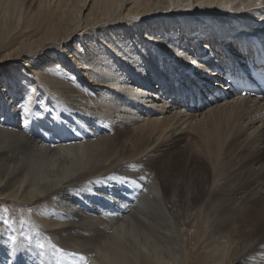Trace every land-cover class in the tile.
I'll list each match as a JSON object with an SVG mask.
<instances>
[{"label":"bare ground","instance_id":"6f19581e","mask_svg":"<svg viewBox=\"0 0 264 264\" xmlns=\"http://www.w3.org/2000/svg\"><path fill=\"white\" fill-rule=\"evenodd\" d=\"M85 4L86 0L73 3L70 18L40 11L34 15V27L38 32L48 24L43 43L62 45L59 63L74 73L76 55L67 54V48L73 39L75 44L82 42L85 52L79 59L88 66L95 86L90 90L82 74L78 81L52 74L54 59L43 43L27 52L25 42L2 50L15 40L10 37L14 29L7 25L9 17L16 13L19 27L29 8L21 0H0V115L14 117L24 105V127L37 120L36 129L26 132L14 120L10 122L14 128L0 127V203L30 208V220L49 237L56 252L45 257L32 247L28 250L34 255L16 247V253H24L15 255L18 264L25 260L27 264H189L197 246L189 245L182 227H189L188 213L203 190L202 181L197 172L174 164H169L173 171L163 161L153 165V171L151 167L162 151L177 154L184 122L190 119L204 128L194 141L205 154L218 158L235 145L228 155L232 163L240 160L234 162L239 170L232 190L224 191L227 178L211 186L210 195L221 200L210 215L211 233L200 240L206 264H264V98L233 96L220 73L224 65L242 57L239 50L245 46L249 54L242 59L253 57L257 41L264 47V0H92L84 13ZM21 22V28L31 27L28 20ZM114 32L119 35L116 39ZM107 34L111 44L100 48L98 41ZM228 49L235 54L229 56ZM37 54L40 61L32 74L49 84L53 94L41 89L36 78L23 83L30 78L25 79L19 60ZM219 89L226 97L210 101L208 94ZM93 90L98 93L95 98ZM195 95L201 104L191 109ZM232 107L258 114L242 118L237 127ZM51 108L52 126L41 119ZM216 111L222 119L211 118ZM131 123L137 125L129 127ZM245 133L259 142V149L251 152L254 158L241 156L243 149H237ZM137 136L142 145L132 150L125 140ZM137 165L146 169L147 175H141L145 187H122L127 176L139 178ZM97 185L121 186L127 195L126 206L114 217L106 211L110 201L105 194L102 199L87 195ZM239 192L246 193L244 204L250 211L246 237H254L246 247L237 239L239 244L226 249L223 237L238 231L228 217L239 205L234 197ZM104 205L106 210H101ZM231 217L234 220L235 213ZM5 250L9 246L0 238V264H14L4 256Z\"/></svg>","mask_w":264,"mask_h":264},{"label":"rangeland","instance_id":"374dc122","mask_svg":"<svg viewBox=\"0 0 264 264\" xmlns=\"http://www.w3.org/2000/svg\"><path fill=\"white\" fill-rule=\"evenodd\" d=\"M21 1L24 3V6H26V7L28 6L29 15H31V17L28 14L24 15V18L26 17V20L22 19L21 21L27 22V20H28L27 24L29 23V26H31V27L27 26V28H25L26 30L24 28H21V27H24L23 23L21 21H20L19 27H16V25H17L16 23L18 20L17 14L15 13L16 15L13 14L12 16H10L8 19L7 25L13 26V29H14L12 31L13 34H11L10 37L14 38L15 40L9 45H6V46L4 45L2 47V50H9V48H13L16 45H19L20 43L25 42L26 43L25 44L26 45L25 51L27 52L31 46L35 47L37 44L43 43V41H47V40H44L43 34H44V31L46 30L48 24L46 25V27H43L44 29L43 28L41 29L42 31L39 30L38 32H35V30L37 28L34 27L35 26V24H34L35 16L34 15L41 11L42 13L40 15H45L47 12H49L51 16L53 15V17H58V16L60 17L63 14V16H65V18H70L72 16L71 15L72 14L71 7L73 6V3L77 2V0H21ZM59 1L61 3H59ZM65 3H67V4L65 5ZM91 3H92V0H86L85 7H87V8L84 10V13H86L89 10ZM80 4L81 3H78V5H80ZM31 22H33V23H31ZM27 30H29V31L27 32ZM106 36H104L102 39H99V41H101L102 43L98 41L97 45H99L100 48H103L104 46L106 47L107 44H108V46L111 44V38L108 36V34ZM113 36H114L113 38L116 39L119 35L117 34V32H114ZM125 37L127 38V36H125ZM32 42H34V43H32ZM91 42L92 41H90V43ZM90 43L88 45H90ZM131 43H132V41H131ZM80 44L82 45V42H79V44L78 43L75 44V39H73L69 43L68 48H67V54L71 55V54L75 53V55H76V57H75V59H76L75 63L76 64H74L73 66L77 67V72L74 73V70L72 68H65L66 66H63L59 63L60 58L62 57V52L60 51V50H62V47L60 48V46H62V45L58 46L57 43L54 41L43 43V45L47 46L46 47L47 55H50L51 57L53 56V59H54L53 60V69L51 70L52 74L57 75L58 73H61L62 76L66 79V81H72V80L78 81L80 74H82L81 77L83 76V81H85L84 83L87 84V87L90 90L91 88H94L95 86L93 85L94 84L93 81H90L92 79L86 70L88 68V66L86 65V62L84 60L81 61L79 59L80 56L85 52V49L83 47H81ZM94 44H95V42H94ZM74 49H76V50H74ZM2 52H0V53H2ZM208 53L209 52H206V54H208ZM38 57L39 56L37 54V55L31 56L28 58L25 57V59L27 61H25V59L19 60V63H21V66H22L21 72L25 73V79L30 78L28 80H25L23 83H25V85H27L31 81L32 78L33 79L36 78L35 80L39 83V87L41 89H44L46 92H48L50 94H53V92L49 89V84H47L43 79L38 78L37 76H34L32 74L34 72V70H32V69L34 68L36 63H38V60L40 61V58L37 59ZM42 59L45 60V58H42ZM78 59H79V61H78ZM26 63L29 64L27 66V68L25 65ZM66 71H67V74H66ZM63 73L65 75H63ZM84 88H86V87H84ZM91 95L93 98H95L98 96V93L93 90L91 92ZM20 108L21 109L18 110V113L14 117H11L10 115H4V114L0 115V127H8L11 129V128H14L15 127L14 125L17 124V126L19 125L24 132H26V130H35L36 129V123H37L36 119H34L32 122H30V124L27 125L26 128L24 127L23 117L26 114L24 112L25 111L24 105L21 106ZM48 108H50V107H48ZM39 109L40 108H38V110ZM233 109H234V107H232V110ZM53 110L54 109L51 108L50 111L47 112V109H45V112L47 113V115L44 112V115H43L44 118L41 117V119L43 121H46L48 123L50 122L49 123L50 126H52V124H53V122L51 121V115H53V113H54ZM242 111L243 112H240V111L236 112V110H233V112H234L233 120H234V123L237 127H238V124H240V120H243L242 118H244V117L252 118V117L257 116V114H258L257 111L251 112L249 110V111H247V114H245L246 113L245 110H242ZM37 114H38V111H37ZM263 114H264V110H263ZM214 115H215V117H214ZM219 116H221V115L217 111L211 114V118H213V119L220 118ZM202 118H204V117H201V119L199 118V120H202ZM222 118L223 117L221 116L220 119H222ZM12 120H14L16 122V124L10 123ZM190 120L184 122L186 125L184 123H182V125L184 124L183 132H182L183 138H182V140L179 141L180 148L178 149L179 151H177V154L174 155V153H173L174 150L162 151L161 153H159L160 154L159 159L157 161H155L154 164L152 163V167H151L152 169L151 170L153 171L154 166H156V164L159 163V161L160 162L163 161L165 168H169L168 171H173L172 167H170V165L174 164L177 167L182 168V170H183V168H185V171H187V172H189V171L197 172L196 176H200V179L202 181V189L203 190H202V192H200L198 198L193 202V204H194L193 208L188 213L190 215L189 218L191 219V217H192V219L190 220V223H189V227H182V231L184 232L186 239L188 238L189 245L193 246L194 244H196V246H197V249H196L197 251L193 252V253L191 252L192 254L189 257V264H206V257L202 251L203 250V247H202L203 243H201V241L205 239L206 235L211 233L210 224H209L210 219H211L210 215L212 214L213 209L215 208V205L217 203H219L221 200V198L218 199V198L210 195L211 186L214 183H221V182H224L225 180L228 179L230 182H228V180H227V182H224V186H223L224 191L229 192V190H232V188L234 186L233 181H236L237 176H238L237 172L239 170L238 168H236V165H234V162L237 163L238 161L240 162V160H238V158H235V160L232 163V160H230V158H229V155H230L229 153H230V151L233 150L232 148H234L235 145L232 146V148L226 147V149L224 151L225 154H221V156H219L218 158L213 153H210L209 155L205 154L203 152V148L201 147V144L194 141L195 137L199 138L201 136L204 128L199 129L202 127V124H201V126L196 125L197 121L195 119H190ZM203 120L206 121V119H203ZM230 120H231V123H233L232 118H230ZM212 121H214V120H212ZM189 123H191V124H189ZM131 124L129 125V127L137 125V124H132V125ZM207 125L209 126L210 123H207ZM54 126H55V124H54ZM208 126L205 129H208L209 128ZM188 127H189V130H188ZM193 127L196 129H193ZM233 129H235V128H233ZM232 131H236V129L232 130ZM42 133L44 136H47V133L45 130ZM240 139L243 141L241 142V144H239L237 146V149L239 150V148L241 147L243 150H240L241 153H239V154L241 156H244L245 154H247V155L253 156V158H254L255 154L254 153L252 154L251 152H255L259 149V148H257V147H259V145H258L259 142L255 139V136L251 137L249 134L245 133V135L241 136ZM125 141L127 142V145L132 150L137 145H142V139H140L139 136H137L136 138L133 137L131 139H127ZM190 144H191V146H190ZM234 144H236V143H234ZM188 147H191V149ZM253 147H255V148H253ZM229 149H230V151H229ZM123 150H126V149L123 148ZM126 152H128V151H126ZM126 152H124V155H123L124 157L127 156ZM162 157H163V159H161ZM236 159H237V161H236ZM249 159H250V157L248 158V161L250 162ZM228 160H230L231 163ZM218 166H220L221 169H220V171L217 172L216 168ZM255 166L257 167V165H255ZM137 169L140 172L139 178L136 177V179L134 178V180H133L132 178H129V176H127L126 177L127 179L124 178L125 180L124 179L122 180L124 182L122 184V187L129 186L130 184H136L135 186H137V185L139 187L142 186V188L145 187L144 186L145 183L143 182L144 180H143V178H141V175H147L144 173V170H146V169L144 168V166L141 168V166H139V165H137ZM232 174H234V175H232ZM227 175H231V176L228 177ZM103 186H104V188H102L100 185H97L95 191L89 192L87 195L90 196V194L92 193L93 199H95V198L102 199L101 195L105 194L107 196L106 201H110L109 208H108V210H106L105 205H104L105 207L100 206L99 208L100 209L102 208L101 210H106L108 213L114 214V215H110V216L114 217L115 215L118 214L119 209H121L123 206H126L124 204L126 203L128 197L126 194H124L122 192L121 186H116V185H113V186L111 185V186H107V187H106V185H103ZM114 186H116V188ZM103 189H105L106 192H102L101 190H103ZM125 191L128 192V190H125ZM137 191H139V190L137 189ZM94 192H95V194H94ZM245 196H246V193H242V192H239V194L237 193L234 195L236 200L239 201L240 206L238 205V206H235V208H234V210H235L234 220L231 217V216H234V213H230L228 219L230 221H232L231 225L235 226L238 231L237 232L235 231V233L233 232L232 236L227 235L226 237H223L224 239L222 242L227 245L225 247L226 249L233 248L235 246L234 244L237 245L241 242H242V247H246L247 245H249L251 243V241L254 237L253 235L250 236L251 238L246 237L247 236L246 229H247L248 224L245 221V219L249 218L250 211H249V209L245 208V204H244V203H246L245 202L246 201ZM114 198H115V200H114ZM109 199H111V200H109ZM85 204H87V203H85ZM243 210L246 211V215L244 217L242 215ZM238 211L241 212L242 217H240L237 214ZM32 212L33 211L30 208L23 207V209H19V208L10 206V204L0 203V238H1L2 242L5 243V246H9V249L11 250V251L5 250L4 256L8 257L10 259V261L14 264H18V261H17V258L15 255L19 254V253H16L14 251V248H16V247H19L20 250H22L23 252H26V250H27L28 253H30L31 255H34V253H32V251L28 250L29 247H32L33 251H36L35 252L36 255H38V256L42 255L45 257H50L55 252V247H53L51 245V243H49V241H48L49 237L45 233L39 232L37 230V227H36L37 223L32 222L30 220L29 214H31ZM110 219H114V218H110ZM179 219H182V217H179ZM237 239L239 240V243H236ZM196 242L198 243V245ZM10 247L13 249H11ZM23 247H25V248H23ZM55 255H56V252H55ZM56 260H57V258H56Z\"/></svg>","mask_w":264,"mask_h":264},{"label":"snow or ice","instance_id":"6c2138e0","mask_svg":"<svg viewBox=\"0 0 264 264\" xmlns=\"http://www.w3.org/2000/svg\"><path fill=\"white\" fill-rule=\"evenodd\" d=\"M18 255H19V256H23L24 253H19ZM25 264H27V261H26V260H25Z\"/></svg>","mask_w":264,"mask_h":264}]
</instances>
